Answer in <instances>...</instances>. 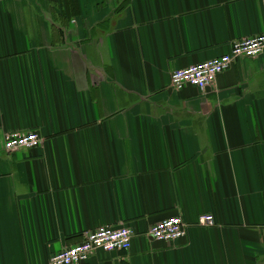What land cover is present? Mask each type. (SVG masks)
<instances>
[{"label":"crops","instance_id":"obj_1","mask_svg":"<svg viewBox=\"0 0 264 264\" xmlns=\"http://www.w3.org/2000/svg\"><path fill=\"white\" fill-rule=\"evenodd\" d=\"M261 33L262 0H0V264L121 224L129 251L82 264H264V51L169 87ZM33 129L41 145L5 149ZM176 215L185 237L147 234Z\"/></svg>","mask_w":264,"mask_h":264},{"label":"built area","instance_id":"obj_2","mask_svg":"<svg viewBox=\"0 0 264 264\" xmlns=\"http://www.w3.org/2000/svg\"><path fill=\"white\" fill-rule=\"evenodd\" d=\"M264 1V0H262ZM264 51V33L232 41L229 52L219 57L173 70L169 75V87L179 91L186 85L200 90L214 87L218 75L228 70L237 60L260 55ZM43 139L37 130L11 131L4 135L7 151L29 149L41 145ZM196 224L209 227L215 224L212 214H201ZM188 224L180 216H171L152 224L147 234L156 240L174 242L185 237ZM134 231L128 225H101L86 231L79 243L52 255L49 264H82L98 251H129Z\"/></svg>","mask_w":264,"mask_h":264}]
</instances>
